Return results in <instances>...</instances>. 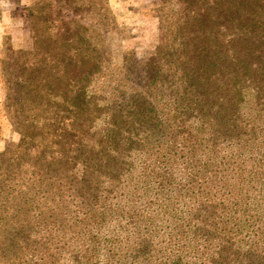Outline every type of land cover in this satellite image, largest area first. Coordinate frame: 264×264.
Listing matches in <instances>:
<instances>
[{"label": "rangeland", "instance_id": "obj_1", "mask_svg": "<svg viewBox=\"0 0 264 264\" xmlns=\"http://www.w3.org/2000/svg\"><path fill=\"white\" fill-rule=\"evenodd\" d=\"M167 1L0 0V264H72L84 254L102 264L107 252L118 264H192L159 251L173 244L162 235L168 209L204 232L193 250L208 257L195 264H264V138H228L213 125L209 154L184 157L179 140L166 149L183 86ZM79 59L84 108L70 102L77 83L65 73ZM111 110L139 161L133 182L155 156L164 173L151 223L141 189L129 219L116 181L102 176L104 154L89 136L98 112ZM220 220L228 232L213 231Z\"/></svg>", "mask_w": 264, "mask_h": 264}, {"label": "trees", "instance_id": "obj_2", "mask_svg": "<svg viewBox=\"0 0 264 264\" xmlns=\"http://www.w3.org/2000/svg\"><path fill=\"white\" fill-rule=\"evenodd\" d=\"M166 7L170 12L169 18L175 23L170 33L171 44L174 54L180 57L174 71L183 85L180 87L181 96L174 106L171 105L170 115L166 118L175 122L166 149L172 150L179 140V143L182 142L179 149L185 150L184 157L192 159L196 155L201 158L209 154L204 136L208 129L214 137L210 132L213 125L225 130L228 138L240 140L241 135L252 140L264 138V0H168ZM72 66L74 71L67 69L65 72L73 75L77 83L70 102L74 107L84 108L85 84L82 80L87 76L84 69L88 65L79 59ZM55 97L61 98L59 92ZM77 112H72L71 116L74 117ZM88 112L93 121L95 111L94 114L91 110ZM117 113L120 111L98 112L102 121L98 132L94 130L96 137L89 136V139L97 140L96 144L104 154L99 159V166L104 172L102 176L107 174L116 181L118 187L111 192L117 190V202L122 212L126 207L133 210L130 214L128 210L126 212V216L132 219L138 210L132 203L131 194H136L139 188L140 194L148 197L145 198L147 205L153 201V207H158L154 193L157 187L162 186L161 174L164 173H160L159 160L155 156L153 158L157 160L149 163L148 171L146 167L145 170L142 168L147 174L139 171V175L135 176L138 178L133 182L134 170L140 168L139 161L136 154L130 152L132 142L126 139V129L123 127L122 130L120 126L123 120L118 118ZM196 151H200L199 154ZM150 205L149 209L145 208L149 210L145 212L149 223L150 217L156 215ZM164 215L168 225L163 226L167 228L162 233L163 239L173 243L171 246L159 245L161 253L170 255L165 260L172 255L187 253L185 258L191 255L192 264H195L197 257L199 260L208 257L202 254V250H193L198 234L204 232L198 233L192 224L182 221V216L176 211L168 209ZM215 227L213 231L229 230L221 220L216 222ZM102 259V264H112L113 260V264H118L121 256L107 252ZM70 261L72 264H96L99 260L84 254ZM175 264L182 263L175 260Z\"/></svg>", "mask_w": 264, "mask_h": 264}]
</instances>
